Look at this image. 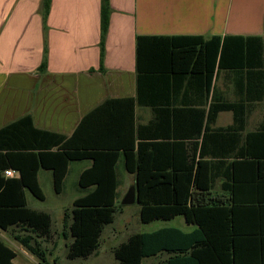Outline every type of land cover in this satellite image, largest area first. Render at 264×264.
<instances>
[{
  "label": "trees",
  "instance_id": "trees-1",
  "mask_svg": "<svg viewBox=\"0 0 264 264\" xmlns=\"http://www.w3.org/2000/svg\"><path fill=\"white\" fill-rule=\"evenodd\" d=\"M51 0H41L46 17ZM101 0V37L108 25ZM45 69L43 63L39 70ZM219 72L233 84V99L215 87ZM263 103L262 120L245 132L248 115ZM152 119L135 124V108ZM232 123L214 129L220 113ZM90 162L72 202L67 259H86L116 213L117 167L133 176L139 220L182 217L192 229L163 227L136 233L113 252L114 264H264V45L256 36H138L135 96L106 99L85 114L72 134L37 129L27 114L0 128V230L39 261L36 239L46 238L49 214L26 205L25 192L43 201L39 170L49 171L56 194L71 162ZM7 170L15 174L4 176ZM16 253L0 240V264Z\"/></svg>",
  "mask_w": 264,
  "mask_h": 264
},
{
  "label": "crops",
  "instance_id": "crops-1",
  "mask_svg": "<svg viewBox=\"0 0 264 264\" xmlns=\"http://www.w3.org/2000/svg\"><path fill=\"white\" fill-rule=\"evenodd\" d=\"M108 4L107 30L101 37V0H51L44 19L41 0H0V128L29 114L37 129L70 136L104 100L133 98L138 36H256L264 45V0ZM226 76L219 72L215 87L232 100L233 84ZM151 119L149 108H135V124ZM216 121L212 128H224L232 116L224 127ZM259 122L252 128L248 115L245 132L254 131ZM129 180L133 185V176Z\"/></svg>",
  "mask_w": 264,
  "mask_h": 264
},
{
  "label": "rangeland",
  "instance_id": "rangeland-1",
  "mask_svg": "<svg viewBox=\"0 0 264 264\" xmlns=\"http://www.w3.org/2000/svg\"><path fill=\"white\" fill-rule=\"evenodd\" d=\"M263 113V103L253 109L249 115V124L253 128L261 119ZM231 121V113H220L216 121V126L224 127ZM252 130L247 127V131ZM89 164L88 161L71 162L68 173L64 179L63 190L56 194L53 190L51 173L41 170L39 173V183L44 200L34 198L28 191L25 192L26 205L28 208L45 212L50 215L52 224L50 233L46 238L36 239L39 249L43 252L44 262L39 261L30 252L25 250L14 239L12 234L22 233L17 228H11L7 232L0 230V240L9 246L15 253L14 264H114V249L127 238L136 233H150L163 227H175L184 230H191L186 227L182 217H176L171 221H153L149 224L141 223L139 220V206L122 205L121 201L129 188V178L132 175L126 173L121 164L117 167L119 187L117 188L116 213L111 224L103 228L99 245L96 251L86 259L69 260L66 257L68 247L72 242L68 226L70 223V210L72 202L83 196L84 191L78 185L79 172ZM132 184V180L130 181ZM165 259V255L156 258L144 259L142 264H160Z\"/></svg>",
  "mask_w": 264,
  "mask_h": 264
},
{
  "label": "water",
  "instance_id": "water-1",
  "mask_svg": "<svg viewBox=\"0 0 264 264\" xmlns=\"http://www.w3.org/2000/svg\"><path fill=\"white\" fill-rule=\"evenodd\" d=\"M136 196H135V189L134 187H131L126 192L125 196L123 197L121 204L122 205H132L136 203Z\"/></svg>",
  "mask_w": 264,
  "mask_h": 264
},
{
  "label": "built area",
  "instance_id": "built-area-1",
  "mask_svg": "<svg viewBox=\"0 0 264 264\" xmlns=\"http://www.w3.org/2000/svg\"><path fill=\"white\" fill-rule=\"evenodd\" d=\"M14 174L15 173L13 171H11V170H7V171L4 172V176L7 177V178L13 177Z\"/></svg>",
  "mask_w": 264,
  "mask_h": 264
}]
</instances>
